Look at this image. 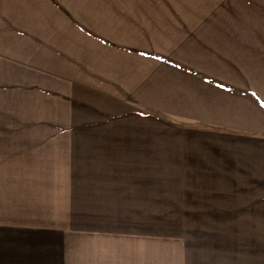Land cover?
I'll list each match as a JSON object with an SVG mask.
<instances>
[{"label": "rangeland", "instance_id": "374dc122", "mask_svg": "<svg viewBox=\"0 0 264 264\" xmlns=\"http://www.w3.org/2000/svg\"><path fill=\"white\" fill-rule=\"evenodd\" d=\"M215 12L230 15L227 28L264 29V0H0V123L61 126L78 141L129 142L131 163L155 161L129 167L166 180L173 193L156 198L139 222L146 236L158 237L164 264H172L170 255L186 264H264V180L234 187L225 175L219 185L208 134H240L206 122L214 90L194 105L175 90L184 81L177 74L192 71L182 61L204 58L187 53L191 40L233 56L209 37L224 23L180 19ZM192 28L209 34L186 38ZM244 53L229 59L239 62ZM176 176L185 180L167 181Z\"/></svg>", "mask_w": 264, "mask_h": 264}, {"label": "crops", "instance_id": "0c3cea01", "mask_svg": "<svg viewBox=\"0 0 264 264\" xmlns=\"http://www.w3.org/2000/svg\"><path fill=\"white\" fill-rule=\"evenodd\" d=\"M226 14L180 17L224 23L209 37H219L233 56L224 57L214 42L191 40L193 50L187 53H203L204 58L182 61L192 71L177 74L184 81L175 90L188 105L209 89L215 91L212 102L207 100L213 118L206 122L242 135L208 134L215 143L211 153L217 182L222 185L229 175L236 187L243 180H264V29L227 28L231 18ZM186 31V38L209 34ZM238 51L249 56L244 53L239 62L229 59L237 58ZM72 132L54 125L0 123V264H164L158 237L146 236L147 226L139 222L147 220L156 198L173 193L163 184L166 180L130 169L131 164L156 162L131 163L129 142L78 141ZM180 180L185 178L167 181ZM170 258L172 264H186L185 258Z\"/></svg>", "mask_w": 264, "mask_h": 264}]
</instances>
